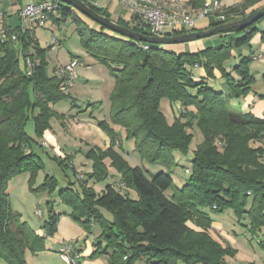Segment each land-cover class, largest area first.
<instances>
[{"label": "trees", "instance_id": "16d2710c", "mask_svg": "<svg viewBox=\"0 0 264 264\" xmlns=\"http://www.w3.org/2000/svg\"><path fill=\"white\" fill-rule=\"evenodd\" d=\"M187 3L198 9L204 0ZM255 3L245 0L240 7ZM89 7L109 18L103 10ZM57 14L61 21L71 19L81 47L115 80L109 118L118 131L103 120L97 121L110 146L91 149L86 157L94 162L92 177L106 180L104 162L109 160L119 181L106 185L99 195L80 183L76 190L59 187L57 194L61 203L71 207L73 221L86 230L93 224L100 227L105 245L97 243L94 255H107L108 264H135L139 259L151 264H229L227 258H233L236 251L211 235V215L231 210L239 221L248 220L251 235L264 227V119L234 109L232 113L227 105L230 99L244 97L254 83L249 74L251 60L242 58L231 71L225 67L233 49L249 45L257 31L255 23L222 34L242 33L240 39L196 53L176 54L162 45H148L149 49L143 50L134 44L136 40L93 22L90 26L67 5L60 4ZM115 23L142 34L135 25ZM221 24L212 23L208 29ZM5 29L9 33L16 30ZM17 41L24 52L32 46L39 63L28 77L19 64L14 42L0 44V260L7 264H26V251L36 254L45 250L44 239L11 209L8 182L27 174L31 191L57 193L56 180L48 176L34 188L43 163L31 151L32 143L37 142L27 135L26 123L33 122L34 136L40 140L52 118H63L55 115L50 105L71 99L60 90V81L47 75L46 49H40L29 32L20 34ZM194 68H202L206 79H215L218 71L226 91H215L203 80L196 81ZM163 98L178 103L179 111L184 109L171 125L160 111ZM194 126L203 139L193 151L192 172L180 190L166 173L149 175L139 166H130L115 150L124 138L133 141L141 161L169 166L173 152L187 154L192 141L188 130ZM123 188L134 189L137 199L122 193ZM172 188L168 198L165 192ZM46 208L49 219L43 230L53 236L59 214L50 201ZM101 211L108 212L111 219Z\"/></svg>", "mask_w": 264, "mask_h": 264}, {"label": "rangeland", "instance_id": "374dc122", "mask_svg": "<svg viewBox=\"0 0 264 264\" xmlns=\"http://www.w3.org/2000/svg\"><path fill=\"white\" fill-rule=\"evenodd\" d=\"M77 14L80 15L83 21L90 20L80 13ZM52 28V33L43 29L36 30V36L38 37L40 44L47 49V53L50 51V49L47 48L46 43L50 40L52 36L56 35L59 42V45L54 48V51H50V53L47 54V60L50 65V67L48 68L49 77H52L54 74L52 72V67L55 65V62L52 57L58 54V52H69L75 54V51H78L79 48H81V50L86 53L80 45V37L75 31L71 19L61 21L60 23H58L57 26H53ZM253 28L261 32V30L264 29V18L259 22H256L253 25ZM167 31L168 29L166 28L165 32ZM213 37L214 36L207 37L204 39H209ZM187 44L190 43L188 42ZM19 59L20 66L21 68H23L22 57L20 56ZM215 72L219 73L218 71ZM193 75L195 76L196 81L200 82L203 80L209 88L215 91H226L224 85L217 83L215 75V79L200 78L201 75L199 73L196 74V71H194ZM79 81V79H76L75 83L78 84ZM86 88L89 90L90 96L84 94L83 97H79L77 98V100H73V97H75L73 96L71 99H67L65 101L57 103L54 106V110L58 113H65L66 111L72 109L73 111H79V114H84L83 110L87 109L89 103L94 102L95 99H104L100 91L91 87ZM233 100L235 99H230L227 101L228 109L232 113H234L233 109L231 108V106L234 105V102L232 103ZM159 107L160 111L164 115L169 125L173 124L175 119H178L181 111H179L178 103L171 102L167 98H163L159 103ZM95 115H97L99 119H104L103 117L106 115V112L102 109L100 112L95 113ZM86 116L88 115L86 114ZM51 123L53 128H56L55 126H58L56 125L58 124V121H56L54 118L51 120ZM32 124V121L29 120L26 123L25 131L31 138H34ZM188 131L192 134V141L187 154L173 152V163L169 166L152 165L147 161H141L139 155L134 152L133 141H126L124 138L122 140V146H117V150L124 153L123 158L129 163L130 166H139L140 168L145 170L146 173L149 175H155L160 172L166 173L171 178L174 188L176 190H180L186 184L189 176L191 175L193 151L196 146L202 142L203 139L201 133L195 126ZM61 132L63 131L61 130ZM56 133L58 134V131H56ZM81 136L83 137L84 134H81ZM67 137L68 138L66 139H64L63 137L59 138L58 145H53L50 141L48 142L49 145L46 144L47 148L51 150V152H48L49 156H45V151L42 146L36 143H32L34 153L39 156V158H41L43 163V169L38 173L36 179L34 180V188L40 187L44 182V178L48 176L56 180L58 188H56L57 193L55 192L51 195H48L46 191H40L39 189L36 191H31L28 183L29 175L24 178L25 181H23L22 179V176L24 175H20L12 178L8 182L7 193L9 195L11 209L21 216L22 221H25L31 226H33L36 231V234L39 237H42L45 242L44 251L38 252L36 254H33L30 251L25 252L26 264H65L59 258L57 249L59 247V244L63 245L66 243H70L73 247L79 248L81 250L80 253L82 255L81 257L83 258V264H108L107 255H94V253L98 250L97 243L100 242L103 246L105 245V242L100 238V227L98 225L93 224L90 226L89 229L86 230L79 223L73 221L70 217L72 213L71 207H68L65 204L61 203L58 199L57 194L60 189L59 187H70L71 189L76 190L78 188V184L80 183L86 185V187L92 189L97 195H99L101 193V190L104 189L106 185L115 183L116 180H114L113 175L118 178L120 176L115 172L114 169L109 166L110 162L108 160V162H104L108 169L107 179L101 181L92 177L91 175L94 172L93 160L86 157V154L88 152L84 156V151L82 150L84 149V147L79 143L77 139V142L75 144H71V140H69L70 136ZM68 147L70 148L69 151L74 154L73 156H70V158L66 157ZM111 170H113L115 173L111 174ZM172 192L173 188L166 191L165 195L169 198L172 195ZM122 193L127 194L132 200L137 199V193L134 189L123 188ZM48 201L52 203L54 212L56 214H59V225L57 224V229L53 236L47 235L43 230L44 222L49 219V214L46 208V203ZM101 213L107 220L111 219V215L108 212L101 211ZM221 215H211L212 222L216 227H219V225H224L234 227L233 229L235 230L236 228H241V224H237L238 219L234 216L231 210H228ZM188 225L193 227L191 224ZM261 231H264V227ZM260 235V232L255 235H252V240L254 241V236L261 237ZM252 240L249 241L250 243L252 242L250 245H252L256 251L261 250L259 248V245L255 241V243H253ZM0 264L7 263L0 260ZM135 264L151 263L145 259H139L136 261Z\"/></svg>", "mask_w": 264, "mask_h": 264}, {"label": "crops", "instance_id": "0c3cea01", "mask_svg": "<svg viewBox=\"0 0 264 264\" xmlns=\"http://www.w3.org/2000/svg\"><path fill=\"white\" fill-rule=\"evenodd\" d=\"M36 1L38 0H0V29H5V28H8L10 30L17 29L20 26V19L18 16V12L21 9V7ZM82 1L89 6H92L98 10H103L104 12H106L109 16V19L112 20L113 22L122 21L124 23L129 24L130 26H134V23L132 22L131 17L128 11L126 10V8L115 1H111V0H82ZM157 1L161 4L166 2V0H157ZM188 1L189 0H187V2ZM206 1H211V0H204V2ZM220 1L222 7L226 10L227 13L226 22H232L238 20L252 13L253 10H257L259 8L264 7V0H261L260 2H257L254 5L249 6L245 9L240 7L241 4L245 2V0H220ZM70 8L74 10L72 7ZM74 11L76 13H79L76 10ZM78 16L80 17V15ZM88 21L93 22L91 20ZM88 21L85 22H87V24H89L90 26H93ZM60 22H61L60 15L56 13L50 18L46 27L43 30H47L50 33H52L53 32L52 27L57 26L58 23ZM212 23H216V21L213 19L198 20L196 21L194 28L190 32L207 30L209 25H211ZM25 26L27 27V24H25ZM36 30L37 29H35L31 33L28 31V29H26L25 32H29V34L32 36L33 42L37 43L40 49L45 50L46 48L40 44L38 37L36 36ZM258 32L259 31L257 30L247 47L237 48L232 50L233 57L231 60L225 63V67L227 70L231 71L236 65H238L239 61L242 58H248V57L250 58L251 61L249 64V74L253 77L254 83L250 86L249 92L244 97H240L232 101V103L234 102V105H232L231 108L234 110H239L242 113H250L254 117L264 119V81H263L264 40L262 39V34H264V29L261 30V32L259 33ZM222 34H218L220 36L214 35L213 38H209V39H202L199 41L195 40L189 42L190 44L184 43V44L167 45L164 46L163 48L165 50L174 52L176 54L196 53L198 51L204 50L205 48L217 47L221 45L222 42H226L229 39H240L241 37H243L242 33L239 34L229 33L227 35H222ZM31 47L28 48L29 51L24 52L22 49V45L18 43V41L14 42V48L18 52V60H20L19 59L20 56L22 57L23 69L25 67L24 64L25 56L28 53H30L31 56L34 58V60H36L39 63V61L35 59V57L33 56L34 50ZM50 51H54V48L50 49ZM50 51L48 53H50ZM75 52H76L75 54L69 52L67 53L58 52V54L52 57L55 62V65L52 67V72L54 73L52 78L57 79L55 70L58 66L66 65L72 59H77L79 60L80 65L77 67L76 73H77V80L79 79L80 81L78 82V84L74 82L75 85L73 84V86L67 91H65V93L69 94L71 98L75 96L73 97L74 98L73 100H77V98L83 97L84 94L90 96L89 90L86 87H91L100 91L104 99L103 100L95 99L94 102L89 103L87 109L83 110L84 114H79L80 113L79 111H73L72 109L66 111L65 113H58L57 111L54 110V106L57 103L51 104L50 107L51 110L54 112V114L58 116H63L62 119L54 118L56 121H58V124H56L58 126H55L56 128H53L52 123L50 121L49 129L44 131L43 136L40 140H37L34 134H33L34 138H31L28 134L27 135L32 140H35L37 142L36 144L40 146H42V143L48 144L49 141L53 145H58L59 138L63 137L64 139H66L68 138L67 136H70L69 140H71L70 142L71 144H75L78 140L79 143L84 147V149L82 150L84 151L83 154L85 156V154L91 149L98 148L100 150H105L110 146L109 137L96 125L97 121L103 120L107 122L113 130L118 131L117 128L110 123V118H109L110 95L114 88L115 80L105 66L99 64L97 61L91 58L87 53H84V51L81 50V48H79V50ZM48 53L46 49L45 60L47 62V67H46L47 75H48V68L50 67L49 62L47 60ZM194 71H196V74L199 73L201 75L200 78L203 79L205 78V74L202 68H194L193 73ZM214 75L216 76L217 83L223 85V80L220 78V74L214 72ZM194 79L196 80L195 76ZM71 93H73L74 95ZM102 109L105 110L106 115L103 117L104 119H99L97 115H95V113L100 112ZM86 114L88 116H86ZM61 130L63 132H61ZM56 131H58V134L56 133ZM81 134H84V136L82 137ZM69 150L70 148L68 147V152L66 156L68 158L74 155ZM115 150L119 152L122 156L124 155V153L117 150V147H115ZM31 151L34 153L33 146L31 147ZM44 151H45V156H49L48 152H51V150L45 148ZM106 162H108V160H106L105 163ZM111 171H112L111 174L115 173L113 170ZM27 176H28L27 174L22 176L23 181H25L24 178ZM113 178L114 180H116L115 182L119 181V178L114 175ZM237 224L238 225L241 224V228L239 229L236 228L235 230L233 229L234 227H229L224 225L222 226L219 225V227H216L212 223V228L210 230L211 235L217 241H219L222 244H228L236 251V254L233 258H227V262L229 264H264V244L261 245L258 244L259 248L261 249L259 251H256L255 248L252 245H250L252 242L250 243L249 241L252 240V235L248 232L247 229L248 220L247 219H243L240 221L238 220ZM31 228L35 231L33 226H31ZM260 233H262V231ZM253 243L255 242L253 241ZM61 247L62 245L59 244L57 253L59 252ZM73 248L75 249V251H77L80 254V256H82L80 253L81 250L79 248L76 247ZM82 259L83 258L81 257V262L83 261Z\"/></svg>", "mask_w": 264, "mask_h": 264}, {"label": "built area", "instance_id": "2783aa9c", "mask_svg": "<svg viewBox=\"0 0 264 264\" xmlns=\"http://www.w3.org/2000/svg\"><path fill=\"white\" fill-rule=\"evenodd\" d=\"M111 1L124 6L134 25L146 36H175L180 33H189L194 28L196 21L202 19H213L218 23H225L227 20L226 10L222 7L220 0L206 1L198 9L188 5L187 0H166L163 4L157 0ZM255 1L260 2L261 0ZM59 7L60 3L54 0H38L22 6L18 12L20 26L13 33H9L7 29H0V44L7 40L16 42L18 36L23 34L26 29L31 33L35 29H44L50 16L58 13ZM166 28L167 32H165ZM134 44L143 50L149 49V44L138 41ZM46 45L49 49L59 45L57 36H52ZM24 64L25 75L29 77L38 62L28 53L25 56ZM79 65V60L72 59L68 64L56 68V77L60 81L61 91L65 92L73 86L77 79L76 69ZM180 110V112H184L183 108ZM42 147L47 148L46 143H42ZM254 241L259 245L264 244V231H262L261 237L254 236ZM58 255L65 264H83L80 254L70 243L63 244Z\"/></svg>", "mask_w": 264, "mask_h": 264}, {"label": "water", "instance_id": "95a60500", "mask_svg": "<svg viewBox=\"0 0 264 264\" xmlns=\"http://www.w3.org/2000/svg\"><path fill=\"white\" fill-rule=\"evenodd\" d=\"M59 3L65 4L72 7L74 10L78 11L80 14L84 15L94 23L99 26L109 30L112 33L121 35L123 37L136 40L138 42L146 43L149 45H174V44H184L192 42L199 39H204L214 35L226 33L232 30H241L249 27L250 25L256 23L259 19L264 17V7L257 9L256 11L232 22H226L224 24L218 25L213 28H209L203 31H193L181 35L175 36H146L137 33L129 28L118 25L107 17L101 16L95 11H93L89 6L85 4L82 0H54Z\"/></svg>", "mask_w": 264, "mask_h": 264}]
</instances>
